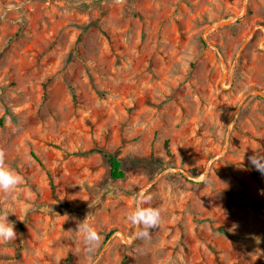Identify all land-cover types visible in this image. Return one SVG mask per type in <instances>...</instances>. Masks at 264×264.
Masks as SVG:
<instances>
[{
	"label": "rangeland",
	"instance_id": "rangeland-1",
	"mask_svg": "<svg viewBox=\"0 0 264 264\" xmlns=\"http://www.w3.org/2000/svg\"><path fill=\"white\" fill-rule=\"evenodd\" d=\"M0 148V264H264V0H0Z\"/></svg>",
	"mask_w": 264,
	"mask_h": 264
},
{
	"label": "clouds",
	"instance_id": "clouds-1",
	"mask_svg": "<svg viewBox=\"0 0 264 264\" xmlns=\"http://www.w3.org/2000/svg\"><path fill=\"white\" fill-rule=\"evenodd\" d=\"M116 2L120 3L121 0H116ZM249 162L258 172L264 175V153L253 150V155L249 157ZM22 182L23 177L8 167L6 151L0 148V193L5 195L12 194ZM150 200V196L141 193L137 198L135 209L128 214L127 219L134 228L132 241L150 242L152 238L151 230L159 227L162 222L159 209L144 206ZM10 214L16 215L11 208L0 209V243H11L16 241L18 237L14 222L8 219ZM77 230L82 233L84 244L89 252L94 251L101 245L102 237L100 233L90 224L81 223L77 226Z\"/></svg>",
	"mask_w": 264,
	"mask_h": 264
},
{
	"label": "trees",
	"instance_id": "trees-1",
	"mask_svg": "<svg viewBox=\"0 0 264 264\" xmlns=\"http://www.w3.org/2000/svg\"><path fill=\"white\" fill-rule=\"evenodd\" d=\"M97 151L102 153L103 156L106 158L109 164V175L111 179L119 180L125 178L126 169L124 167L123 159L119 157L118 153L107 152L104 151L103 149H99ZM64 264H76V263L74 262L72 256H70L69 258L66 259V262ZM124 264H128V263L124 262Z\"/></svg>",
	"mask_w": 264,
	"mask_h": 264
},
{
	"label": "water",
	"instance_id": "water-1",
	"mask_svg": "<svg viewBox=\"0 0 264 264\" xmlns=\"http://www.w3.org/2000/svg\"><path fill=\"white\" fill-rule=\"evenodd\" d=\"M259 94H263L261 91H258Z\"/></svg>",
	"mask_w": 264,
	"mask_h": 264
}]
</instances>
